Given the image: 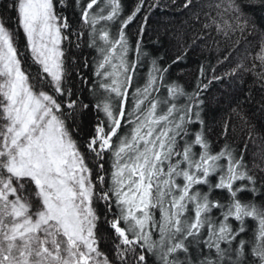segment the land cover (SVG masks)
Segmentation results:
<instances>
[{
  "label": "snow or ice",
  "instance_id": "1",
  "mask_svg": "<svg viewBox=\"0 0 264 264\" xmlns=\"http://www.w3.org/2000/svg\"><path fill=\"white\" fill-rule=\"evenodd\" d=\"M101 3L12 0L25 50L39 66L35 76L25 69L17 34L0 13V264H149L150 256L160 264H247L241 257L249 256V245L240 238L247 218L259 222L250 254L264 264V205L242 199L245 193H257L260 180L249 172L244 152L229 145L212 151L201 116L204 93L225 76H216L213 67L209 80L210 66L200 65L198 83L186 104H178L186 92L176 84L167 87L168 99L153 97L164 87L171 67L184 63L207 39L210 28L226 35L248 30L243 0L215 5L223 8L217 15L230 14L234 24L218 23L205 13L209 22L201 25L199 35L186 38V32H173L170 39L183 48L182 54L166 67L153 60L144 87L131 94V113L126 107L133 80L129 69L136 64L126 58V30L144 13L142 36L152 14L175 7L176 0L163 9L160 0H138L126 17L121 0H107L103 9ZM195 4L196 0H182L180 12ZM68 8L78 12L79 29ZM200 20L199 12L194 13L193 25ZM113 21L120 24L116 35L98 28ZM85 39L102 57L95 80L78 73L80 87L75 81L69 85L62 45L79 48ZM135 47L141 49V40ZM256 59L264 66V47ZM83 67H88L87 61ZM235 73L233 69L225 75ZM260 75L264 79V72ZM161 105H167L166 111L158 113ZM89 113L96 114V121L82 151L75 136ZM125 123L134 127L120 136ZM108 160L111 171L105 168ZM216 192L225 194L223 201L213 199ZM101 208L117 241L113 257L100 250ZM154 208L161 213L158 222L151 213ZM189 210L191 220L185 215ZM154 229L158 239H153ZM192 245L215 251L197 262ZM181 253L186 260H180Z\"/></svg>",
  "mask_w": 264,
  "mask_h": 264
},
{
  "label": "trees",
  "instance_id": "2",
  "mask_svg": "<svg viewBox=\"0 0 264 264\" xmlns=\"http://www.w3.org/2000/svg\"><path fill=\"white\" fill-rule=\"evenodd\" d=\"M150 2L154 3L156 0H150ZM137 3L138 0H121L122 16L126 17ZM160 3L163 9L171 5L172 0H160ZM181 3L182 0H176V6L168 7V11L154 12L148 21L147 30L142 36L139 28L143 23L144 13L126 30L128 39L126 58L130 65L136 64L134 70L129 69L133 80L126 107L130 113L135 111V101L131 94L138 88L144 87L152 69L153 60L158 62V66L166 67L172 64L177 55L182 54L183 48L170 39L173 32H186V38L199 35L201 25L209 22L205 17V13L209 17H216L218 23L225 21L232 24L235 23L230 18V14L217 15L218 11H223V8L217 9L215 7L217 3H220V0H196L195 7L184 12H180ZM243 3L248 19V30L243 34L238 30L236 32L229 31L226 35L224 32H218L214 26L210 28L207 39L202 40L198 47L188 53L186 61L171 67L165 78L164 87L161 88L159 93H153V97L159 100L168 99L167 87L176 84L186 92V95L178 98L177 102L181 106L186 104L188 95L191 94L198 83L197 76L200 65L210 66L208 67L209 80L213 75V67L215 68L214 74L216 76H225L223 81L212 83L204 93V105L201 116L206 121L207 138L214 153L225 145H229L234 151L245 153L244 161L249 172L257 176L260 182L257 185L258 191L254 196L249 197L245 193L242 199H251L257 206H260L264 205V195H261V191H264V171H262L264 170V79L260 75L261 72H264V66H261L260 61L256 57L261 54V49L264 47V3L261 0H243ZM11 5L12 0H0L2 20L10 30L17 34L16 44L22 52H25L24 67L35 76L39 66L33 64L30 53L25 50L26 41L22 30L17 26L16 13ZM106 5L107 0H103V3L100 4V9L105 8ZM196 12H199L201 20L200 23L193 25V14ZM67 14L72 17L74 26L79 29L81 25L78 12L74 14L72 9L68 8ZM119 27L120 24L116 21L102 22L98 25V28H107L112 35L118 33ZM166 29L170 30L167 35H165ZM138 39L141 40V49L139 51L135 47ZM73 41H75V37H73ZM62 47L64 50L65 70L69 76V85L75 81L76 86L80 87V76L78 73H83L90 80H95L96 65L102 59L97 50L89 48L86 39L82 41L79 48L75 47L74 43L69 45L68 42H64ZM226 57L227 59H225ZM85 61L88 63L87 68L83 67ZM233 69H236L235 74L231 76L225 75L226 73H232ZM107 70L113 71L110 66L107 67ZM166 108L167 105H161L158 113L166 111ZM100 118L103 119V113H100ZM131 119L133 117L129 116L128 120ZM95 121V113L87 114L83 123H81V131L75 136V139L82 146V151L85 150L83 148L84 141L91 134ZM225 126H227V131H225ZM132 127L134 125L125 123L119 135L125 136L129 134ZM196 151L199 152V148ZM88 158L94 164L92 157L89 156ZM110 164V160L105 164V168L109 171H111ZM224 196V193L216 192L213 199L223 201ZM257 196L260 198L257 199ZM100 211V221L97 225L100 250L106 255L113 257L114 245L117 241L114 238L115 234L105 220L103 209L101 208ZM151 213L153 219L158 222L161 217L159 208L151 209ZM185 215L189 220L193 218L191 210ZM215 215L219 218L220 213L216 212ZM107 219H112V216L109 215ZM233 226L237 227L238 224ZM244 227L245 234L240 238L248 242L249 256L247 258L242 256L241 259H246L247 264H259L257 258L250 254L254 237L258 232L259 222L257 219L247 218ZM204 235L207 236L206 231ZM158 238L159 233L154 229L153 239ZM192 248V255L197 258V262L203 258V255L211 256L215 251L206 247L201 250L198 245H192ZM179 258L184 261L187 257L181 253ZM149 264H160V262L156 257L150 256Z\"/></svg>",
  "mask_w": 264,
  "mask_h": 264
},
{
  "label": "rangeland",
  "instance_id": "3",
  "mask_svg": "<svg viewBox=\"0 0 264 264\" xmlns=\"http://www.w3.org/2000/svg\"><path fill=\"white\" fill-rule=\"evenodd\" d=\"M22 30V29H21ZM23 32V31H22Z\"/></svg>",
  "mask_w": 264,
  "mask_h": 264
}]
</instances>
